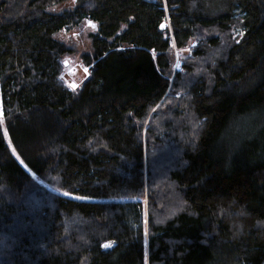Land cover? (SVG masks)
I'll return each mask as SVG.
<instances>
[{"label":"trees","instance_id":"16d2710c","mask_svg":"<svg viewBox=\"0 0 264 264\" xmlns=\"http://www.w3.org/2000/svg\"><path fill=\"white\" fill-rule=\"evenodd\" d=\"M64 1L0 0V264H264V0Z\"/></svg>","mask_w":264,"mask_h":264},{"label":"rangeland","instance_id":"374dc122","mask_svg":"<svg viewBox=\"0 0 264 264\" xmlns=\"http://www.w3.org/2000/svg\"><path fill=\"white\" fill-rule=\"evenodd\" d=\"M74 7V1L73 0H66L60 4H57L56 6L49 9L52 13H60L62 11L72 9ZM94 31V26L91 23L83 21L79 26L70 28L67 31H61L60 33H57L55 37L65 43L68 47H70L73 50V54L70 56H65V61L67 62L66 70L63 72V76L66 77L67 83L71 88H75L78 86L79 82L85 78L87 75L86 69L81 65L79 62V55L86 53L90 50L89 40L87 38L88 34L90 32ZM232 35L233 37L238 36V31L236 29H232ZM193 46V44L191 45ZM195 46V44H194ZM193 46V47H194ZM188 49V48H187ZM217 51H212L209 56H213L214 58L217 56ZM174 59L178 60L179 58H182V55H185V51L179 53H176V51H173ZM187 55V54H186ZM178 64V65H177ZM177 67H179V63L177 61ZM174 68V66H173ZM203 72V68L201 66H197L196 73ZM171 78V77H170ZM4 137L6 140V143L11 150L12 154L16 157L14 151L12 150V147L10 146V143L7 139V136L4 131ZM19 164L31 175L32 173L23 165V163L18 159ZM173 199V197H172ZM174 202L172 203L173 207H175L178 202L177 199H173ZM145 203V201L143 200ZM167 211H163L165 214L169 213L170 209L166 208Z\"/></svg>","mask_w":264,"mask_h":264},{"label":"water","instance_id":"95a60500","mask_svg":"<svg viewBox=\"0 0 264 264\" xmlns=\"http://www.w3.org/2000/svg\"><path fill=\"white\" fill-rule=\"evenodd\" d=\"M162 25H163V27H162ZM162 25L160 26L161 30H163L165 28L166 24L163 23Z\"/></svg>","mask_w":264,"mask_h":264},{"label":"snow or ice","instance_id":"6c2138e0","mask_svg":"<svg viewBox=\"0 0 264 264\" xmlns=\"http://www.w3.org/2000/svg\"><path fill=\"white\" fill-rule=\"evenodd\" d=\"M163 27V25H162ZM67 195V193H65ZM104 247H110V244H105Z\"/></svg>","mask_w":264,"mask_h":264}]
</instances>
